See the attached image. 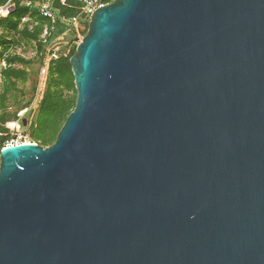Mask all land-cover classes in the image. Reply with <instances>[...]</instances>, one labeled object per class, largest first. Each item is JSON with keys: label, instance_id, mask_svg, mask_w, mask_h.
<instances>
[{"label": "water", "instance_id": "95a60500", "mask_svg": "<svg viewBox=\"0 0 264 264\" xmlns=\"http://www.w3.org/2000/svg\"><path fill=\"white\" fill-rule=\"evenodd\" d=\"M69 63L54 143L0 151V264H264V0H115Z\"/></svg>", "mask_w": 264, "mask_h": 264}, {"label": "rangeland", "instance_id": "374dc122", "mask_svg": "<svg viewBox=\"0 0 264 264\" xmlns=\"http://www.w3.org/2000/svg\"><path fill=\"white\" fill-rule=\"evenodd\" d=\"M14 6L10 3L12 10ZM74 8L76 9V7ZM5 13L7 12H4V14ZM72 18L77 19L78 13L74 17H66V19ZM21 23L20 29L23 28L22 26L24 24L30 23L29 30L38 24L28 17L24 18ZM72 28L70 25L60 20L51 25L50 28L44 26V30L39 37L41 42L40 49L38 42L23 39L18 33L7 34L5 32L4 34V32L0 30V36L3 35L10 42L9 48L4 53V57L18 56L22 58L25 63H16L13 67L24 69L27 75L23 83L16 82L17 87L6 95V102L4 105L0 106V135L5 134V136L9 137V141L4 143V147L12 140L20 144L26 143L43 146L40 142L35 141L34 137L36 134V118L39 108L50 86L48 73L49 62L61 56L67 58L73 57L76 53L78 44L87 33L88 24L79 21L77 28ZM66 32L71 33L61 40L60 38H62ZM57 47L59 48L58 50ZM5 67L6 62L4 60L0 61V69ZM1 85L0 78V100L1 94L4 91ZM75 94L74 91L64 93V95L71 98L74 97Z\"/></svg>", "mask_w": 264, "mask_h": 264}, {"label": "trees", "instance_id": "16d2710c", "mask_svg": "<svg viewBox=\"0 0 264 264\" xmlns=\"http://www.w3.org/2000/svg\"><path fill=\"white\" fill-rule=\"evenodd\" d=\"M24 0H15L14 9L8 14L6 18L0 17V30L10 34L18 33L23 39L28 41L38 42L39 49L41 42L40 35L43 32L44 26L51 27V23L41 18L38 11L33 6H26L22 2ZM7 0H0V7L4 6ZM78 3L76 0H66L65 5H61L59 0H55L54 7L59 10V16L71 18L77 15ZM30 18L38 24L29 30L30 23L24 24L22 29V20ZM6 34V35H7ZM10 42L2 35L0 36V61L6 62V67L0 69L1 86L3 93L1 94L0 106L6 102V95L17 87L16 82L23 83L26 78L24 69L13 67L16 63L23 64L25 61L18 57H4V53L9 48ZM70 58L61 56L58 59L49 62L48 73L50 78V86L47 89L43 101L40 105L39 112L36 118V134L35 141L40 142L47 147L54 143L61 127L65 123L67 116L74 109L76 94L74 97H67L64 93L74 91V78L69 63ZM9 141V137L0 135V151L4 147V143Z\"/></svg>", "mask_w": 264, "mask_h": 264}, {"label": "built area", "instance_id": "2783aa9c", "mask_svg": "<svg viewBox=\"0 0 264 264\" xmlns=\"http://www.w3.org/2000/svg\"><path fill=\"white\" fill-rule=\"evenodd\" d=\"M60 4L65 5L66 0H59ZM115 0H76L78 3L76 9L78 10V18L76 19H66L60 17L54 7L55 0H28L27 5L33 6L37 9L38 15L51 23L55 24L59 20L70 25L71 28H77L79 21L88 24L94 12L100 8L107 6L108 4L114 2ZM78 21V22H77ZM73 29V28H72ZM71 33V32H69ZM46 34V31H45ZM21 145L19 142H14L13 140L8 142L5 147L18 146Z\"/></svg>", "mask_w": 264, "mask_h": 264}, {"label": "crops", "instance_id": "0c3cea01", "mask_svg": "<svg viewBox=\"0 0 264 264\" xmlns=\"http://www.w3.org/2000/svg\"><path fill=\"white\" fill-rule=\"evenodd\" d=\"M27 1L28 0H24L22 3L24 4V5H26V6H28L26 3H27ZM14 2H15V0H7V2L5 3V5L4 6H1L0 7V17L1 18H6L7 16H8V14L12 11V8L10 7V3H12L13 4V6H14ZM10 12H9V11ZM4 12H7V13H5L4 14ZM69 35V33L68 32H66L64 35H63V37L62 38H60L61 40L62 39H64L66 36H68ZM59 48L57 47V50H58ZM55 50V49H54ZM58 53V52H57ZM56 53V54H57ZM55 55V54H54Z\"/></svg>", "mask_w": 264, "mask_h": 264}, {"label": "bare ground", "instance_id": "6f19581e", "mask_svg": "<svg viewBox=\"0 0 264 264\" xmlns=\"http://www.w3.org/2000/svg\"><path fill=\"white\" fill-rule=\"evenodd\" d=\"M26 144V143H25Z\"/></svg>", "mask_w": 264, "mask_h": 264}]
</instances>
